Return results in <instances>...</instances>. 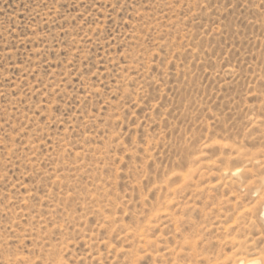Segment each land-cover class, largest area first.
Masks as SVG:
<instances>
[{"label": "rangeland", "instance_id": "374dc122", "mask_svg": "<svg viewBox=\"0 0 264 264\" xmlns=\"http://www.w3.org/2000/svg\"><path fill=\"white\" fill-rule=\"evenodd\" d=\"M264 264V0H0V264Z\"/></svg>", "mask_w": 264, "mask_h": 264}, {"label": "bare ground", "instance_id": "6f19581e", "mask_svg": "<svg viewBox=\"0 0 264 264\" xmlns=\"http://www.w3.org/2000/svg\"><path fill=\"white\" fill-rule=\"evenodd\" d=\"M235 264H258V262L255 259L247 260V261L240 259L237 262H235Z\"/></svg>", "mask_w": 264, "mask_h": 264}]
</instances>
